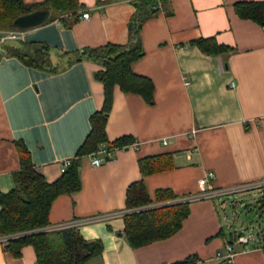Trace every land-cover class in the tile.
Wrapping results in <instances>:
<instances>
[{
  "label": "crops",
  "instance_id": "0c3cea01",
  "mask_svg": "<svg viewBox=\"0 0 264 264\" xmlns=\"http://www.w3.org/2000/svg\"><path fill=\"white\" fill-rule=\"evenodd\" d=\"M106 1L79 0L83 8L71 25L66 16L65 22L11 30L20 39L0 44V193L15 187L17 142L49 183L60 178L62 161L76 160L104 95L95 78L102 66L75 58L83 49L130 41L134 0ZM145 1L153 14L138 31L143 54L131 70L152 82L153 102L114 87L105 126L112 156L100 166L92 164L94 152L78 159L81 188L54 199L48 229L85 221L73 228L84 240L102 244L100 255L87 264H173L191 255L202 264H223L214 260L215 253L241 234L226 218L227 201L251 208L264 188L215 199L200 195L198 181L212 173L215 190L264 181V27L239 19L233 9L234 3L260 0ZM85 11L89 19L81 18ZM200 38H214L230 51L204 54L189 45ZM32 45L46 47L44 69L9 54ZM124 138L128 145L112 146ZM166 154L173 156L172 169L140 174L139 159ZM139 181L150 200L147 209L171 204L155 202L157 191L168 190L176 197L172 203L188 201L189 215L173 236L133 249L125 240L123 219L129 212L127 188ZM232 245L233 264H264L261 234L247 245ZM5 247L0 245V264H36L31 246L18 256Z\"/></svg>",
  "mask_w": 264,
  "mask_h": 264
},
{
  "label": "trees",
  "instance_id": "16d2710c",
  "mask_svg": "<svg viewBox=\"0 0 264 264\" xmlns=\"http://www.w3.org/2000/svg\"><path fill=\"white\" fill-rule=\"evenodd\" d=\"M112 0H107L106 3ZM165 5L168 0H159ZM134 17L130 24V41L125 46L107 44L95 49H83L75 60L89 59L103 68L95 78L103 85V104L100 111L90 118V132L76 153V160L61 174L60 178L49 183L33 166L30 153L23 143L17 142L20 169L14 173L15 187L7 194L0 193V236L22 234L12 239L5 249L18 256L25 246H31L36 264H87L89 260L100 255L102 244L99 240H84L74 228L48 230L49 210L56 197L72 194L81 188L78 172V159L93 153L101 143H107L105 126L109 114L113 89L118 86L124 93H135L147 103L153 102L154 86L150 80L136 75L131 64L139 59L143 51L138 42V31L144 20L153 14L149 1L134 0ZM83 5L79 0H43L37 4H27L24 0H0V30H16L13 21L38 9L51 12L48 22L55 19L71 18V25L78 20ZM235 15L242 20H250L264 27V0L237 2L233 4ZM207 55L229 52L226 46L219 45L214 38H200L189 43ZM46 47L32 45L31 49L22 51L11 49L10 55L16 56L27 66L43 68L47 66ZM128 138L112 143V146L128 145ZM108 146V145H107ZM111 147V146H108ZM140 174L147 176L173 168L171 154L139 159ZM175 196L168 190L156 192L155 202L171 203L147 209L150 200L142 181L131 184L126 191L125 206L129 210L124 216V237L131 248H139L156 241L173 236L189 215V203H172ZM255 205L264 211V196ZM145 207V209H144ZM30 233V234H27ZM219 234V233H218ZM233 237L228 243L236 240ZM195 255L188 256L173 264H197Z\"/></svg>",
  "mask_w": 264,
  "mask_h": 264
},
{
  "label": "built area",
  "instance_id": "2783aa9c",
  "mask_svg": "<svg viewBox=\"0 0 264 264\" xmlns=\"http://www.w3.org/2000/svg\"><path fill=\"white\" fill-rule=\"evenodd\" d=\"M90 15L87 11L82 12L81 18L83 19H89ZM20 39V33L15 31H8L4 33H0V44L3 43L6 40H18ZM231 87H234V83H231ZM134 148L137 147L136 144L133 145ZM114 149L112 147H108L105 143H101L96 147V150L93 153L92 157V164L95 166L102 165L105 161H107L113 153ZM72 163V160H65L61 162V168L60 171L63 173ZM213 174L208 173L206 177L200 179L198 181V186L201 189V194L203 197H209V198H220L224 196L233 195L236 193L244 192L246 190H252L254 188L256 189H262L264 188V181L258 182L256 184L252 185H241L238 187L230 188V189H221V190H215L210 185L209 180L213 179ZM197 198V197H196ZM201 198V197H198ZM147 208V207H146ZM145 209V208H144ZM85 223V221L72 223L70 227L66 228H73L74 226L78 224ZM50 230V229H48ZM30 234V233H27ZM22 234H11V235H4L0 236V245L6 246L9 241H11L14 238H17L21 236ZM257 235V234H256ZM255 240V235H249L244 236L243 234H239L236 237V240L234 241L235 244L239 245H247L250 242H253ZM234 256L235 252L233 249V245L230 243H226L223 247L222 251H217L214 255V260L220 261L223 264H233L234 262ZM198 264H202L201 262H198Z\"/></svg>",
  "mask_w": 264,
  "mask_h": 264
},
{
  "label": "rangeland",
  "instance_id": "374dc122",
  "mask_svg": "<svg viewBox=\"0 0 264 264\" xmlns=\"http://www.w3.org/2000/svg\"><path fill=\"white\" fill-rule=\"evenodd\" d=\"M244 202L248 203V201ZM227 204L225 214L232 226H235L244 236L253 234L256 238V234H261L264 237V211L255 207L257 203L251 208L240 207V205L233 207L228 201Z\"/></svg>",
  "mask_w": 264,
  "mask_h": 264
},
{
  "label": "water",
  "instance_id": "95a60500",
  "mask_svg": "<svg viewBox=\"0 0 264 264\" xmlns=\"http://www.w3.org/2000/svg\"><path fill=\"white\" fill-rule=\"evenodd\" d=\"M50 17V11H47L45 9H38L36 11L17 17L13 21V27L19 31L29 30L47 23Z\"/></svg>",
  "mask_w": 264,
  "mask_h": 264
}]
</instances>
